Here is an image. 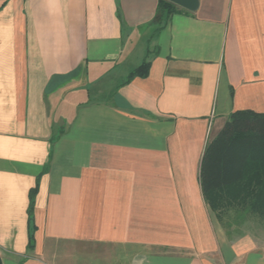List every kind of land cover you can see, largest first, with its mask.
<instances>
[{
    "label": "crops",
    "instance_id": "1",
    "mask_svg": "<svg viewBox=\"0 0 264 264\" xmlns=\"http://www.w3.org/2000/svg\"><path fill=\"white\" fill-rule=\"evenodd\" d=\"M158 4L0 0L4 264H264L199 180L229 115L264 113V0Z\"/></svg>",
    "mask_w": 264,
    "mask_h": 264
},
{
    "label": "trees",
    "instance_id": "2",
    "mask_svg": "<svg viewBox=\"0 0 264 264\" xmlns=\"http://www.w3.org/2000/svg\"><path fill=\"white\" fill-rule=\"evenodd\" d=\"M158 10L167 18L180 11L169 0H159ZM149 65L144 62L134 69L128 80L146 76ZM199 180L207 203L226 227L231 211L236 218L249 213L264 219V113L238 110L229 115L206 145ZM36 192L31 191L29 249L34 246ZM0 264H4L1 255Z\"/></svg>",
    "mask_w": 264,
    "mask_h": 264
},
{
    "label": "rangeland",
    "instance_id": "3",
    "mask_svg": "<svg viewBox=\"0 0 264 264\" xmlns=\"http://www.w3.org/2000/svg\"><path fill=\"white\" fill-rule=\"evenodd\" d=\"M153 46V45H152ZM236 213L232 212L230 214V221L237 222L236 231H245L246 229L255 230L257 228H264V219L259 218L257 215L246 213L244 216L235 217Z\"/></svg>",
    "mask_w": 264,
    "mask_h": 264
},
{
    "label": "water",
    "instance_id": "4",
    "mask_svg": "<svg viewBox=\"0 0 264 264\" xmlns=\"http://www.w3.org/2000/svg\"><path fill=\"white\" fill-rule=\"evenodd\" d=\"M169 1L189 10H193L197 8L199 4V0H169Z\"/></svg>",
    "mask_w": 264,
    "mask_h": 264
}]
</instances>
